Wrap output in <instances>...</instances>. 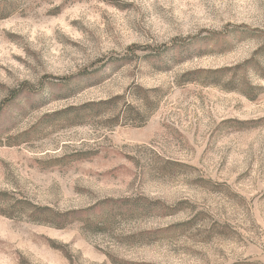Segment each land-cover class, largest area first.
<instances>
[{"label": "rangeland", "instance_id": "1", "mask_svg": "<svg viewBox=\"0 0 264 264\" xmlns=\"http://www.w3.org/2000/svg\"><path fill=\"white\" fill-rule=\"evenodd\" d=\"M0 264H264V0H0Z\"/></svg>", "mask_w": 264, "mask_h": 264}]
</instances>
